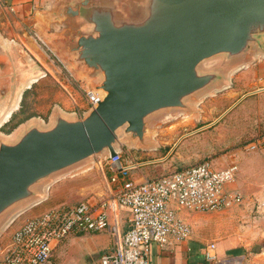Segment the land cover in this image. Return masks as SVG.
Listing matches in <instances>:
<instances>
[{"label": "water", "instance_id": "obj_1", "mask_svg": "<svg viewBox=\"0 0 264 264\" xmlns=\"http://www.w3.org/2000/svg\"><path fill=\"white\" fill-rule=\"evenodd\" d=\"M51 5L37 12V38L100 99L82 115L56 106L47 125L31 117L14 129L12 139L0 138V225L43 199L53 180L93 158L115 157L124 145L152 147V125L160 115L193 111L199 95L227 82L228 67L264 56V0H53ZM57 26L61 31L51 32ZM28 45L59 70L35 38ZM26 56L18 44L0 38L4 124L20 110L28 83L45 74ZM211 59L230 66L203 69Z\"/></svg>", "mask_w": 264, "mask_h": 264}, {"label": "rangeland", "instance_id": "obj_2", "mask_svg": "<svg viewBox=\"0 0 264 264\" xmlns=\"http://www.w3.org/2000/svg\"><path fill=\"white\" fill-rule=\"evenodd\" d=\"M33 35L36 37L35 32ZM36 39L47 50L40 39ZM17 44L26 50L27 63H39L46 73L44 79L30 89L27 97L31 104L30 110L39 115L37 117L44 125L49 123L54 107H62L66 101L72 102L66 87L68 90L73 89V94L80 104H86V81L71 77L75 81L69 82L65 71L56 74L28 44ZM48 53L51 56L49 51ZM219 61L220 59L205 61L202 68L230 66L220 65ZM227 75V82L209 88L198 96L193 111L172 110L160 115L152 125V147L122 146L123 163L133 166L130 172L133 178L159 176L207 158L213 160L217 167L235 162L241 171L245 162L251 164L254 158L264 156V149L249 151L245 147L248 142L264 137V56H258L249 64L228 67ZM0 116V138L12 139L14 130L9 134L3 131V112ZM99 161L100 158L95 157L87 164L77 167L75 172L61 175L46 186L43 199L14 211L0 225V242L6 243L12 233L27 219L38 216L56 205L109 198L112 194L111 169L108 164H101ZM122 232H125V229H122ZM103 236L109 240L106 247L103 246ZM71 237L90 239L95 252L88 255L89 261L97 259L103 250H109L114 245L113 235L106 231ZM68 255L67 252L59 257L56 255V258L58 262L64 259L68 262L85 259L84 251L80 248L73 251L72 257Z\"/></svg>", "mask_w": 264, "mask_h": 264}, {"label": "built area", "instance_id": "obj_3", "mask_svg": "<svg viewBox=\"0 0 264 264\" xmlns=\"http://www.w3.org/2000/svg\"><path fill=\"white\" fill-rule=\"evenodd\" d=\"M67 80L74 81L71 76ZM86 95L89 108L100 99L92 90ZM245 147L264 149V137ZM99 162L112 169L111 196L62 203L27 219L6 243L0 242V264H59L54 256L56 244L74 235L104 231L113 235L114 245L93 264H151L152 245L172 246L192 238L193 227L181 216L182 211L217 212L238 207L245 200L232 187L239 172L235 162L217 167L207 158L142 182L129 179L132 165L123 163L122 151ZM112 209L131 212L125 232L121 224L111 223Z\"/></svg>", "mask_w": 264, "mask_h": 264}, {"label": "crops", "instance_id": "obj_4", "mask_svg": "<svg viewBox=\"0 0 264 264\" xmlns=\"http://www.w3.org/2000/svg\"><path fill=\"white\" fill-rule=\"evenodd\" d=\"M52 1L0 0V38L8 44L21 42L25 46L33 38L37 40V35L36 37L33 35L34 32L36 34V26L40 23L37 12L50 9ZM59 31L61 28L60 30L52 29L51 32ZM51 57L59 68L58 71H54L56 74L65 71L68 76H71L52 55ZM45 74L39 77L40 80H32V86L30 84L26 89H32L36 83L44 79ZM66 90L72 102L66 101L65 105L62 104L63 106L60 107L62 110L70 114L82 115L90 109L88 99L85 105L80 104L73 94V89L68 90L66 87ZM37 116L39 115L36 113L32 117ZM249 163L245 162L242 165L241 171L239 170L232 184V187L244 194L243 203L238 207L217 212L182 211L181 216L193 227L192 238L172 246L152 245L151 264H264V205H262L264 204V156H258L251 161V164ZM132 167L128 172L129 179L135 182L148 179H144L143 176L133 178V175H130ZM110 187L112 190L111 185ZM110 215L111 223L117 222L126 229L131 215L128 209H112ZM102 239L103 246L109 245L108 237L103 236ZM89 240L88 237H71L56 244L55 259L57 260L56 255L59 257L67 252L68 257H72L73 251L80 248L84 251L85 259L79 258L70 262L64 259L57 262L59 264H93L99 255L107 250H103L97 259L89 261L88 255L95 252Z\"/></svg>", "mask_w": 264, "mask_h": 264}, {"label": "trees", "instance_id": "obj_5", "mask_svg": "<svg viewBox=\"0 0 264 264\" xmlns=\"http://www.w3.org/2000/svg\"><path fill=\"white\" fill-rule=\"evenodd\" d=\"M31 92L30 89L26 90L24 92V96L21 102V108L19 111L13 113L10 120L4 124L2 127V130L10 133L12 130H14L16 127H18L20 124L25 122L26 120L30 119L32 116L35 115L33 111H31V104L29 102L28 94Z\"/></svg>", "mask_w": 264, "mask_h": 264}]
</instances>
